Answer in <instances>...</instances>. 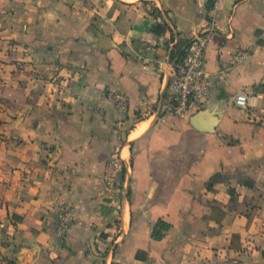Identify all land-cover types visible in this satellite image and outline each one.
Listing matches in <instances>:
<instances>
[{
    "label": "crops",
    "instance_id": "0c3cea01",
    "mask_svg": "<svg viewBox=\"0 0 264 264\" xmlns=\"http://www.w3.org/2000/svg\"><path fill=\"white\" fill-rule=\"evenodd\" d=\"M40 1L0 0V264H264V0H54L51 30ZM197 35L204 105L171 112Z\"/></svg>",
    "mask_w": 264,
    "mask_h": 264
},
{
    "label": "built area",
    "instance_id": "2783aa9c",
    "mask_svg": "<svg viewBox=\"0 0 264 264\" xmlns=\"http://www.w3.org/2000/svg\"><path fill=\"white\" fill-rule=\"evenodd\" d=\"M205 43L206 40L201 35L191 38L185 47L184 56L178 60L170 73L168 86L181 103L177 113L184 112V104L189 100L190 93L194 96L199 90L205 74ZM236 102L240 106L252 107L255 105V95L239 93Z\"/></svg>",
    "mask_w": 264,
    "mask_h": 264
},
{
    "label": "rangeland",
    "instance_id": "374dc122",
    "mask_svg": "<svg viewBox=\"0 0 264 264\" xmlns=\"http://www.w3.org/2000/svg\"><path fill=\"white\" fill-rule=\"evenodd\" d=\"M40 2H42L41 6H44V9H45V11L42 14L43 15L42 16V18H43V27L45 29L49 28V30H51V18H52L51 16H53L51 13H54V11H56V13H60L61 14L64 11V9L68 8V6H65V5L63 6L61 4L55 3L54 0H43V1H40ZM73 9H74V7H73ZM44 39H45V41L47 40L48 42L46 41V43H40L39 45H41V44L48 45L49 43H51V36H44ZM190 39H187L186 45L188 44ZM35 43H36V41H35ZM59 44H63L62 39H61V41H59ZM51 55H52L51 53H46L45 55H43L44 56L43 58H45V59L46 58H50L51 59ZM205 60L206 59H204V62H205ZM169 96L170 97H168V100H167L168 109L171 112L177 113L176 112L177 109L181 106L180 100L176 99V97L174 96L173 92H170ZM203 105H204V102L197 101L196 98L193 96V94L190 93L189 100H187L185 102V104H184V111H196L197 108L202 107ZM109 160H111V157L109 158Z\"/></svg>",
    "mask_w": 264,
    "mask_h": 264
},
{
    "label": "trees",
    "instance_id": "16d2710c",
    "mask_svg": "<svg viewBox=\"0 0 264 264\" xmlns=\"http://www.w3.org/2000/svg\"><path fill=\"white\" fill-rule=\"evenodd\" d=\"M187 40H183L176 44L175 48L173 49V56L182 57L185 53V43ZM169 223L165 222L164 220L158 221L157 225L155 226L153 236L156 238H161L163 236V229L169 227Z\"/></svg>",
    "mask_w": 264,
    "mask_h": 264
},
{
    "label": "water",
    "instance_id": "95a60500",
    "mask_svg": "<svg viewBox=\"0 0 264 264\" xmlns=\"http://www.w3.org/2000/svg\"><path fill=\"white\" fill-rule=\"evenodd\" d=\"M207 112L206 109L200 110L197 114L192 116V122L204 130H212L213 123L217 121V118L212 116L211 121H204V114Z\"/></svg>",
    "mask_w": 264,
    "mask_h": 264
}]
</instances>
